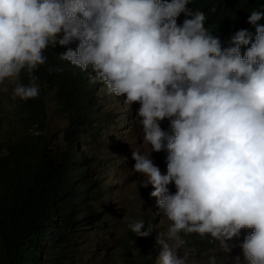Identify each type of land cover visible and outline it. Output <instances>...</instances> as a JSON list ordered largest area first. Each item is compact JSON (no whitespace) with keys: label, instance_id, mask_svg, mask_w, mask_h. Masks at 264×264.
I'll return each instance as SVG.
<instances>
[{"label":"clouds","instance_id":"clouds-1","mask_svg":"<svg viewBox=\"0 0 264 264\" xmlns=\"http://www.w3.org/2000/svg\"><path fill=\"white\" fill-rule=\"evenodd\" d=\"M188 3L0 0V105L11 106L4 94L27 102L39 90L50 117L69 100L79 106L83 198L74 200L102 205L86 212L78 238L87 264H197L181 247L204 255L205 264H221L223 253L230 264H264V10L247 16L255 33L238 29L222 45ZM58 49L61 63L50 71L66 72L53 90L33 71ZM5 78L18 81L12 93L3 91ZM81 84L83 95L73 97L68 87L77 92ZM110 98L123 110L112 109ZM119 114L126 125L139 118L150 154L117 153L122 138L110 127ZM49 118L44 134L52 137L60 129L49 134ZM26 122L31 129L23 130ZM15 127V134L0 128V164L35 163L43 131L29 119ZM91 148L99 168L86 160ZM120 161L140 176L142 191L111 176Z\"/></svg>","mask_w":264,"mask_h":264},{"label":"trees","instance_id":"trees-1","mask_svg":"<svg viewBox=\"0 0 264 264\" xmlns=\"http://www.w3.org/2000/svg\"><path fill=\"white\" fill-rule=\"evenodd\" d=\"M187 7L205 14L204 26L219 36L223 45L238 29L255 33L247 16L253 9L264 10V0H189ZM177 19L182 23L185 13H180ZM258 23L264 24V18ZM248 46H242V54ZM60 52L61 49L50 52L46 64L33 71L36 82L43 86L50 84L53 90L66 72H53L61 63ZM27 78L29 81L28 74ZM75 88L68 87L73 97L83 95L84 84L77 92ZM44 94L38 90L36 99L27 102H14L5 94L3 96L5 103L11 105L0 112L3 133L15 134L19 131L15 121L29 119L43 134L38 145L39 153L32 158L35 163L13 161L0 164V264H87L77 249L78 238L84 230L86 212L95 215L102 205L93 206L90 198L83 204L74 200L75 197L83 198L77 192L79 188L76 189L79 184L76 176L83 173L79 168L81 159L76 143L85 136L82 130L85 125L78 104L69 100L62 105L60 113L67 115L66 126L52 137L44 134L50 117L44 105ZM40 104L46 113L41 112ZM31 128L26 122L23 130ZM89 154L86 160L99 168L98 152L91 148Z\"/></svg>","mask_w":264,"mask_h":264},{"label":"rangeland","instance_id":"rangeland-1","mask_svg":"<svg viewBox=\"0 0 264 264\" xmlns=\"http://www.w3.org/2000/svg\"><path fill=\"white\" fill-rule=\"evenodd\" d=\"M17 83L18 81L15 79L11 80L10 78H5L3 82L5 89L3 88V91H5V93H8V92L12 93V89ZM121 102L117 99L110 98L107 101V104L112 109L120 112L123 110V107L120 106ZM0 108H4V106L1 104ZM63 115L64 116L54 115L49 118V126H48L49 134H53V132H55L57 129H61L63 127L65 117L67 116L66 114H63ZM132 117H133V123L126 125L127 122L124 116L122 114H119L116 122L113 123L112 126L110 127V134H112L115 139L122 138L121 141H117V145H116L118 149L117 153L125 157H128L131 150L135 148V149H142V152L148 155L150 154V145H148L147 142H144L142 139V136L139 135V130L141 131V127L138 124L139 118L134 119L135 118L134 114L132 115ZM164 120H165V124L168 125L169 130H166L162 126L161 128L167 131L169 134H171L172 130L170 127V123L167 119H164ZM161 151L167 154L166 150H161ZM111 176L128 179L140 191L143 190V187L139 185L140 176L133 173V170L131 169L129 162L120 161V162L113 164ZM180 253L184 255L186 254L190 260L194 261L197 264H205L207 262L206 257L202 254H199L196 250H191L190 248L181 247ZM217 253H221V251L218 250ZM90 254L91 253H88V255ZM223 255H224V258L221 260V264H230V260L227 257V254L223 253Z\"/></svg>","mask_w":264,"mask_h":264}]
</instances>
